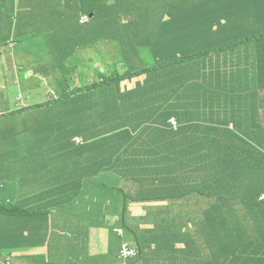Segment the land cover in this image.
<instances>
[{"label":"crops","instance_id":"obj_1","mask_svg":"<svg viewBox=\"0 0 264 264\" xmlns=\"http://www.w3.org/2000/svg\"><path fill=\"white\" fill-rule=\"evenodd\" d=\"M93 1L0 0V141H7L8 145L0 161L12 158L10 151L18 152L22 147L26 150L25 156L16 159L18 163L0 165V201L6 205L11 201L10 193L15 191L20 204V194L24 192L23 202L32 210L41 208L43 214L36 223L13 218L7 221L3 228L9 223L15 225L5 232L13 231L18 223L24 232L32 229L38 235L37 239H26L33 241L32 245L28 242L33 246L28 250L4 253L0 249L3 256L0 264L7 261L13 264H127L132 260L125 263L117 254L120 241L114 230L119 220L118 213L113 211L112 198L89 201L82 206L62 204L65 191L81 190L82 186L72 182L71 177L84 176L87 167H91L90 162L97 161L95 148L105 146L108 150L110 129H130L133 140L126 139L121 155L128 154L132 143L134 157L129 164L109 159L101 161L100 178L111 180L131 196L130 217L140 221L142 215H147L151 225H164L166 241H175L177 247L168 254L167 261L213 264L210 258L215 262L225 259L230 251H226V244L243 245L244 241L246 244L254 238L252 234L257 237L264 229V219H260L264 217V207L258 203L262 201L260 192L264 189V44L231 46L227 51L212 52L206 68L196 76L198 83L190 81L186 91L184 85L190 80L187 71L176 70L183 74L178 90L173 92L168 83L158 89L166 95L165 102L169 105L166 112H155L145 122L139 121L140 117L123 120L115 109L123 104L122 97L130 98L132 92L139 91L146 95L147 90L140 89L146 84L140 85L141 79L136 77L112 82L114 88L107 84L88 87L101 79L103 70L107 73L115 70L99 63V72H91L92 63L97 59L94 48L99 41H105L108 51L109 39L104 34L110 30L105 25L109 19L103 17L104 9L96 23L92 22ZM173 13L174 9L165 13V47L175 38L174 34L179 37L187 32L183 13L178 10ZM133 14L113 13L116 21L110 26L119 31L120 22L135 19ZM85 16L89 20L83 22ZM151 34L150 29L141 41L115 39L122 42L118 63L123 70L141 43L152 45ZM26 41L29 46L22 44ZM144 47L141 58L144 50L149 49ZM192 48L197 50L198 43ZM175 49L171 44L168 53L174 54ZM47 55L56 57L58 65H64L62 70L69 72L63 81L71 72L74 74L75 64L88 65V68L82 73L81 85L68 86L62 92L49 90L48 94L58 102L51 104L45 97V102L39 104L43 109L28 114L32 105L26 96L32 91L31 86L23 84L22 78L34 79L33 71L31 76L27 71V64H41ZM81 56L86 60L69 62ZM18 62L25 73L21 77V90L14 92L11 85L17 80L12 73L14 63ZM198 84L203 86L198 88ZM196 90L203 91L204 104L197 101L188 108L189 92ZM72 98L76 104L70 102ZM127 101L137 103L134 99ZM141 107L138 104L135 108L139 114ZM18 110H22V116ZM78 112L84 117L78 116ZM41 144L54 160L51 167H44L42 171L43 166L35 159L30 163L24 161L29 159L28 155L43 157L32 146ZM76 170L79 173L73 174ZM10 182L13 189L8 185ZM47 185L61 189L53 203L45 196H26V187L39 192ZM236 256L245 258L249 252Z\"/></svg>","mask_w":264,"mask_h":264},{"label":"trees","instance_id":"obj_2","mask_svg":"<svg viewBox=\"0 0 264 264\" xmlns=\"http://www.w3.org/2000/svg\"><path fill=\"white\" fill-rule=\"evenodd\" d=\"M102 2L103 5L101 4ZM94 9L93 17L91 19L94 24L96 23V18L98 14L101 13L104 9L103 17L109 18V21L106 20V27L108 30L104 34V38L107 39H117L121 38L124 41H141L144 40L145 35L151 29L152 31V45L148 43H141L138 46V51L135 57L132 55L130 57V62H127L125 69L121 72L119 70L110 71L107 73L106 70L100 74L101 79L98 82L90 84L88 87L95 88L100 87L101 85L111 86L112 82L119 83L120 81L132 80L138 76L145 75L146 85L152 81H163L161 69L169 67L171 71L175 72L176 70H181L186 68L190 75V80L184 85V90L186 91L188 83L191 81L192 77H196L199 73V66H204L206 68V61L201 63L195 62L201 56L206 57L210 56L212 52H221L227 51L229 47L241 48L249 44H264V0H94ZM168 9H174L175 11H180L184 15L185 26L187 32L184 33V36H179L174 34V39L166 47L164 46V39L167 37L164 35L163 27L165 24V13ZM133 12L135 19H131L126 23L120 22L119 31L112 29L110 25L116 21L112 14L115 15L121 14L128 15ZM103 20V19H99ZM109 25V26H108ZM100 27V26H99ZM98 27V28H99ZM102 27V26H101ZM103 28V27H102ZM97 29V27H96ZM100 39V38H99ZM198 43V48L193 49ZM171 44H178L180 46V52L174 54L168 53V48ZM149 48L153 50V55L155 56V62L153 64H142L145 60H141V49ZM179 48V47H178ZM196 50V51H195ZM264 50V47L262 48ZM177 51V49H176ZM263 59V58H262ZM135 60V61H133ZM140 60V61H139ZM138 61V62H136ZM194 61V64L190 62ZM186 62L185 66L183 65ZM147 63V62H146ZM197 64V65H196ZM64 65H61L63 68ZM194 79V78H193ZM200 79V78H199ZM139 84L142 85L143 82L139 81ZM190 84L189 87H191ZM203 86V85H201ZM199 86L198 88H201ZM76 90L80 88L79 86L75 87ZM141 89V88H140ZM127 91V90H126ZM145 92H132L130 94V99L136 100V104L127 100H130L128 95L122 97V103L125 106V110H121V105L118 108H115L120 113L123 120H134L138 119L139 113L135 110L138 107V104L144 103ZM131 103V107L129 106ZM20 116H22V110H18ZM146 118L142 119V122H145ZM126 125L127 123L124 122ZM14 124H16L14 122ZM44 129L45 125H41ZM111 139L106 150L105 146L97 147L94 151L96 154L97 161L90 162L91 167H87L88 170L86 173H83L84 176L76 178L72 176L71 181L76 182L78 186H82L81 190L78 192L74 191H65L63 194V203L69 206H73L75 203L78 206L85 205L89 201L93 203L97 201H103L104 199H113V211L118 213L117 223L119 232H117V237L120 241L119 253L121 255L123 249L136 250V255H121L120 258L125 263L132 258V260L127 264H176V260L167 261L168 254L173 253L177 250L175 241H166L164 225H151L147 215H142L139 220H135L129 216L131 196L126 195V192L120 187L116 186V183H113L107 178H100V171L102 168L101 161L109 159L113 162L124 161L123 163H131L133 161L134 152L132 143L129 144L128 154L122 156L121 153L126 147V139L133 140L132 132L130 129H110ZM135 135H138L135 134ZM12 143V142H10ZM11 144L10 146H12ZM33 146V145H32ZM30 147V150L32 148ZM18 148V147H17ZM24 147L18 149V152L10 151L12 158H9L14 163H18L16 159L25 156ZM43 155V157H32L28 155L29 159L24 160L25 163H30L35 159L36 162L43 166L40 168V171L45 167H51V162L54 163V160L51 157V153H46L47 151L35 150ZM129 151L131 153H129ZM105 153V157L102 156ZM133 155V156H132ZM83 172V171H82ZM79 170L73 172V174H78ZM46 181L51 182V179H46ZM81 182V183H80ZM105 183V184H104ZM158 183L156 180L155 184ZM80 184V185H79ZM114 187H111L114 185ZM13 189L12 182L8 183ZM85 186L88 189L85 191ZM49 186L42 187L39 192L33 190L32 188L26 187V196L36 197V195L45 196L50 198L51 203L53 199L60 193L59 186ZM12 191V190H11ZM9 191V192H11ZM264 189L260 192H262ZM62 195V193H61ZM21 203L18 204L19 194L16 195L15 191L13 194L10 193L11 201L6 205L0 201V249L6 253L7 251L11 252H21L22 248L25 250L33 246V241H26V239L33 238L37 239V232H34L32 229H29L27 232H24V228L21 224H18L12 228L13 231L5 232L8 227H12L15 223H9L8 227L3 228L7 221L11 218L20 219L25 221H30L33 223L38 222L43 215L41 213V208H36L32 210L29 208L24 199V192L20 194ZM146 199V198H144ZM32 203V202H31ZM264 207V200L258 202ZM35 205V203H32ZM49 211L51 209H48ZM46 214H48V212ZM41 213V214H40ZM49 215V214H48ZM222 215V214H221ZM262 221L264 217L260 218ZM37 231V230H36ZM254 238L250 241H247L243 245H225L226 251H229V255L225 258L215 262L213 258H210L213 264H264V229L263 233L252 234ZM13 243L18 245L14 246ZM224 246V244L222 245ZM187 247H191L188 245ZM222 248V247H221ZM232 248V249H231ZM223 251V250H222ZM248 253L249 256L245 258H239L236 255L241 252ZM238 253V254H236ZM204 264V262L202 263Z\"/></svg>","mask_w":264,"mask_h":264},{"label":"rangeland","instance_id":"obj_3","mask_svg":"<svg viewBox=\"0 0 264 264\" xmlns=\"http://www.w3.org/2000/svg\"><path fill=\"white\" fill-rule=\"evenodd\" d=\"M103 3L106 4V2H102L101 4L103 5ZM109 19V18H108ZM34 34V33H33ZM22 44L29 46L30 43L28 41L23 42ZM100 45V46H98ZM121 46H122V42L117 41L115 39H109L108 40V51L106 52V44L105 41H99L97 43V46L94 48L95 54L94 56H96V60L95 62L98 60V63H92L91 66V72L92 73H98L99 69L97 68V66L99 67V63L101 64H105L106 66L110 67V70L115 69V70H119L122 72L123 70V66L121 64H119V53L121 52ZM175 46L177 47L178 50V44H175ZM31 50V49H30ZM32 50L34 51V48H32ZM176 50V49H175ZM177 52V51H176ZM175 52V53H176ZM9 53V52H8ZM152 52L148 49L147 51L144 50L143 53V57L141 60H146L144 62H142V64H153L155 62V56L152 54ZM217 55V54H215ZM30 58V57H29ZM84 61L86 60V57L81 56V58L77 57L74 59H70V61ZM208 57H203L201 56L197 61V63H201L203 61H207ZM26 61V60H24ZM57 58L54 57L53 55H47L45 57V60L39 64V63H28L27 64V71L29 73V75H35V78H31V80L29 79V77H23L22 81L23 84L26 86H31V94L29 97L26 96V98H29L28 100L30 101L29 105V111L28 114H35V112H31V111H36L37 109H43L41 108V106L39 105L40 103H44L45 102V97L48 98V100H50L51 104H53V102L57 101V98L53 97L52 95L48 94V91L51 89L56 90L57 92H62L64 89H66L68 86H75V85H81L82 84V73L86 72V69L88 68V65H84V64H75L76 65V69L74 71V74L71 72L68 76V78L63 81V78H66L65 75L68 74L69 72H65L62 70L61 65H58L57 62ZM140 61V60H139ZM147 62V63H146ZM191 64H194V61L190 62ZM98 64V65H97ZM20 63H14L15 66V71H13L12 74H14V80H17V82H13V84L11 85V88L13 89V91H19L21 90V77L23 76V74L25 73V70H21L20 69ZM197 65V64H196ZM69 66V65H68ZM199 68H201L199 70L200 74L205 67L204 66H199L197 65ZM161 69V74H162V80L160 82H150L148 84L147 87H142L141 89H145L147 90L146 95L144 96L145 100L144 103H147L146 105L144 103H142V107L140 109V120L141 121L143 118L148 119L149 116H151L153 113H157V112H166L169 109V105L166 104L165 102V98L166 95L165 93H160L158 91V89L160 87H162L164 84L168 83L171 85L173 92L177 91L178 88L180 87V80L183 79V74L178 73V72H173L170 70L169 67L164 68L162 70ZM33 71V73H32ZM187 71L188 76L190 75V72L186 69L183 68V72L185 73ZM72 74V75H71ZM40 75H42L40 77ZM71 75V77H70ZM86 74V78H87ZM194 78V79H193ZM28 79V80H27ZM138 79H141V81L146 84V80H145V75H141L138 76ZM25 80H27L26 82H24ZM191 82L192 83H198L197 81V77H192L191 78ZM84 85V84H83ZM115 84H112L111 88H114ZM199 87V84H198ZM24 93H26V87L23 88ZM198 93V94H197ZM76 101L78 102V97L75 98ZM130 99V98H129ZM131 100V99H130ZM204 100V96H203V91L202 90H196V91H191L189 92V95L187 97V103H188V108H190L191 104H196L197 101H199V103L204 104L203 102ZM74 101L73 103L76 104L75 100H72L70 102ZM58 102V101H57ZM84 103V102H83ZM121 105V104H120ZM131 107V103L129 105ZM121 110H125V106L124 104L121 105ZM44 113V112H41ZM46 113L48 114L47 110ZM188 113H191V110L188 111ZM63 116H65V112L62 111L61 113ZM78 116L84 117L81 112L77 113ZM2 136H4L2 134ZM34 147H37V150H42V151H46L45 145L41 144V145H33ZM39 147V148H38ZM8 148L7 145V141L1 143L0 141V156H2L6 149ZM12 160H7V161H0V165L6 166V164H12ZM73 207V206H71ZM70 208V207H67ZM66 208V209H67ZM127 251V250H126Z\"/></svg>","mask_w":264,"mask_h":264},{"label":"built area","instance_id":"obj_4","mask_svg":"<svg viewBox=\"0 0 264 264\" xmlns=\"http://www.w3.org/2000/svg\"><path fill=\"white\" fill-rule=\"evenodd\" d=\"M88 20H89L88 16H85V17L82 18V21H83V22H86V21H88ZM261 199H264V194H262ZM126 250H127V251H126ZM123 254H124L125 256H128V255H130V254H132V255L135 254V252H134L133 250L130 251V250H128V249H125L124 252H123ZM1 257H3V256H2V253L0 252V258H1ZM6 264H13V262H11V261H7Z\"/></svg>","mask_w":264,"mask_h":264},{"label":"clouds","instance_id":"obj_5","mask_svg":"<svg viewBox=\"0 0 264 264\" xmlns=\"http://www.w3.org/2000/svg\"><path fill=\"white\" fill-rule=\"evenodd\" d=\"M262 194H264V192H263ZM262 194L260 195V199H261ZM261 200L263 201L264 199H261ZM115 230H116L117 232H119V229H118V228H116ZM125 249H127V248H125ZM125 249H123L121 255H124L123 252H124ZM128 250L131 251V249H128ZM133 251L135 252V254H133V255H136V254H137V251H136V250H133ZM121 255L118 254L119 259L122 257ZM130 255H132V254H130Z\"/></svg>","mask_w":264,"mask_h":264}]
</instances>
